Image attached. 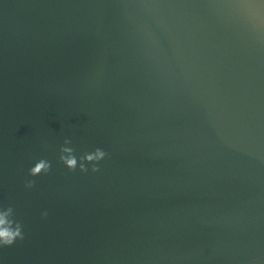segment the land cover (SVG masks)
<instances>
[{"label":"water","instance_id":"water-1","mask_svg":"<svg viewBox=\"0 0 264 264\" xmlns=\"http://www.w3.org/2000/svg\"><path fill=\"white\" fill-rule=\"evenodd\" d=\"M8 205L0 264H264V0H0Z\"/></svg>","mask_w":264,"mask_h":264},{"label":"clouds","instance_id":"clouds-1","mask_svg":"<svg viewBox=\"0 0 264 264\" xmlns=\"http://www.w3.org/2000/svg\"><path fill=\"white\" fill-rule=\"evenodd\" d=\"M72 141L66 138L59 148L58 161L69 172L79 171L95 173L99 171V164L108 153L101 148H95L90 152H85L80 156L76 155V150L71 146ZM51 161L40 158L28 169L27 176L34 178L40 175H47L51 170ZM35 185L34 179H25L24 187L31 189ZM42 218L47 216V212L41 213ZM24 239L23 225L15 218V209L12 205L0 207V248L10 247L17 241Z\"/></svg>","mask_w":264,"mask_h":264}]
</instances>
